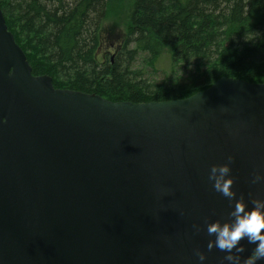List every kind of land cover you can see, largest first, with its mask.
I'll return each instance as SVG.
<instances>
[{"label": "water", "instance_id": "1", "mask_svg": "<svg viewBox=\"0 0 264 264\" xmlns=\"http://www.w3.org/2000/svg\"><path fill=\"white\" fill-rule=\"evenodd\" d=\"M228 155L233 199L208 180ZM237 198L264 199V83L147 103L55 88L0 7V264H232L206 228Z\"/></svg>", "mask_w": 264, "mask_h": 264}, {"label": "trees", "instance_id": "2", "mask_svg": "<svg viewBox=\"0 0 264 264\" xmlns=\"http://www.w3.org/2000/svg\"><path fill=\"white\" fill-rule=\"evenodd\" d=\"M122 3L127 38L101 62L102 24ZM0 7L33 75L50 76L55 88L147 103L195 95L221 78L264 83V0H0ZM140 55L150 65L167 58L208 67L190 80L151 84L133 69Z\"/></svg>", "mask_w": 264, "mask_h": 264}, {"label": "clouds", "instance_id": "3", "mask_svg": "<svg viewBox=\"0 0 264 264\" xmlns=\"http://www.w3.org/2000/svg\"><path fill=\"white\" fill-rule=\"evenodd\" d=\"M227 162L212 164L208 171V180L212 184L214 191L220 193L223 197L233 199L235 191L232 189L233 178L230 175V163L233 160L232 155H228ZM261 179L259 174L253 173L252 182L255 183ZM229 216L231 221L220 223L214 221L207 225L208 234H215V240L207 242V249L210 251L213 247L226 253L225 259L232 264H240V257L233 256L235 249L237 253L245 250L241 241H246L249 245H254L246 257L243 258V264H256L259 260H264V199H254L251 206L246 204L243 199L237 198L231 206ZM195 256L203 264L206 257L203 252L196 251Z\"/></svg>", "mask_w": 264, "mask_h": 264}, {"label": "rangeland", "instance_id": "4", "mask_svg": "<svg viewBox=\"0 0 264 264\" xmlns=\"http://www.w3.org/2000/svg\"><path fill=\"white\" fill-rule=\"evenodd\" d=\"M125 4L126 3H122L119 6L113 7L110 12V16L102 24L100 33V47L96 54V58L101 62L106 60V58H114V56L117 54L118 49L123 46L124 41L127 38L128 28L126 27V25H124V23L126 22ZM148 61L149 60L147 56H138L133 69L143 71L145 74V79L151 84L162 83L165 80L168 81L171 77L174 76H178L184 80H190V77L194 74V71L199 68V66L201 68L199 71L202 72L205 71V68L208 67L207 63L206 65L200 64L198 66L194 61L181 62L180 64L174 66L168 61L167 58L161 60L157 65H150ZM186 95H190L189 90L186 92Z\"/></svg>", "mask_w": 264, "mask_h": 264}]
</instances>
